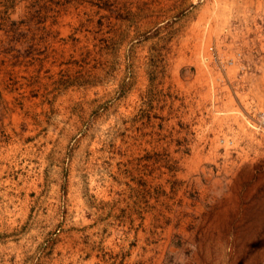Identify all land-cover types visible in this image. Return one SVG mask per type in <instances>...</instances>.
<instances>
[{
	"label": "rangeland",
	"instance_id": "374dc122",
	"mask_svg": "<svg viewBox=\"0 0 264 264\" xmlns=\"http://www.w3.org/2000/svg\"><path fill=\"white\" fill-rule=\"evenodd\" d=\"M264 0H0V264H264Z\"/></svg>",
	"mask_w": 264,
	"mask_h": 264
},
{
	"label": "built area",
	"instance_id": "2783aa9c",
	"mask_svg": "<svg viewBox=\"0 0 264 264\" xmlns=\"http://www.w3.org/2000/svg\"><path fill=\"white\" fill-rule=\"evenodd\" d=\"M255 124L258 126L264 125V112H261L258 118L255 120Z\"/></svg>",
	"mask_w": 264,
	"mask_h": 264
}]
</instances>
